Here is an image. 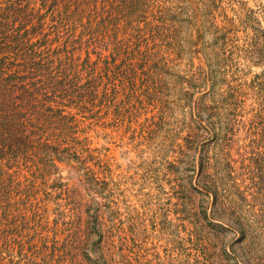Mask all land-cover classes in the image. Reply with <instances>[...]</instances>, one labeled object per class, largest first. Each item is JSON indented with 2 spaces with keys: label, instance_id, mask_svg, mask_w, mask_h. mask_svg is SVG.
I'll return each mask as SVG.
<instances>
[{
  "label": "trees",
  "instance_id": "1",
  "mask_svg": "<svg viewBox=\"0 0 264 264\" xmlns=\"http://www.w3.org/2000/svg\"><path fill=\"white\" fill-rule=\"evenodd\" d=\"M221 5V0H0V264L146 263L130 247L138 236L130 219L125 224L120 203L96 198L107 199L105 191L113 197L108 189L113 180L100 178L95 169L100 161L87 122L106 123L110 115L115 124L150 101L164 113L173 83L191 103L179 147L184 156L197 152L209 139L204 114L214 95L195 98L191 92L215 88L216 72L201 62L187 78L173 68L186 53L206 48L204 17L214 26L210 10ZM198 159L199 170L191 171L198 176L201 202L189 206L190 197L179 198L181 227L191 251L206 263L231 264L225 261L235 259L234 252H222L219 243L222 232L238 233L232 206L209 173V160L202 152ZM65 164L76 181L64 180Z\"/></svg>",
  "mask_w": 264,
  "mask_h": 264
},
{
  "label": "rangeland",
  "instance_id": "2",
  "mask_svg": "<svg viewBox=\"0 0 264 264\" xmlns=\"http://www.w3.org/2000/svg\"><path fill=\"white\" fill-rule=\"evenodd\" d=\"M221 1L219 9L210 10L214 26L206 16L203 20L206 48L198 55L186 53L180 66L173 68L189 78L202 62L216 72L215 88L191 92L195 98L214 95L204 114L209 139L197 152L185 157L179 147L187 135L191 103L183 101L185 97L177 94L180 86L173 83L165 93L171 106L164 113L150 101L126 112V119L118 123L110 115L106 123L87 122L91 149L100 161L95 169L100 178L113 180L108 188L113 197L105 191L102 197L107 199L96 198L120 203L125 224L130 219L138 236L130 247L140 251L145 264H209L191 251L175 206L185 196L191 198L189 206L201 202L202 195L195 190L198 176L191 171L194 166L199 170L201 152L209 160V173L218 180L221 196L232 206L238 228V233L220 234L222 252L228 248L235 256L225 263L264 264V0ZM214 62L218 65L212 66ZM70 167L65 164L61 170L64 180L72 183L77 175Z\"/></svg>",
  "mask_w": 264,
  "mask_h": 264
}]
</instances>
